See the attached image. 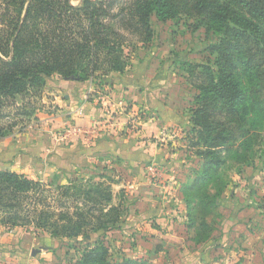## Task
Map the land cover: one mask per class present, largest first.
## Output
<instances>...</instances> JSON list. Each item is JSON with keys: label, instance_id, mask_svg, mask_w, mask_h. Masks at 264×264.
<instances>
[{"label": "trees", "instance_id": "trees-1", "mask_svg": "<svg viewBox=\"0 0 264 264\" xmlns=\"http://www.w3.org/2000/svg\"><path fill=\"white\" fill-rule=\"evenodd\" d=\"M154 18L192 20L195 29L218 36L209 46L212 61L181 62L198 91L189 148L199 168L182 188L186 230L189 241L210 246L224 222L227 173L255 168L264 152V0H0V119L18 100L42 98L54 77L103 83L124 73L129 36L149 44ZM7 131L0 127V138ZM120 183L102 175L42 184L0 170V226L76 241L83 245L76 264H153L123 257L105 241L123 230L132 206L125 189L115 193Z\"/></svg>", "mask_w": 264, "mask_h": 264}, {"label": "crops", "instance_id": "crops-1", "mask_svg": "<svg viewBox=\"0 0 264 264\" xmlns=\"http://www.w3.org/2000/svg\"><path fill=\"white\" fill-rule=\"evenodd\" d=\"M138 67H134L138 69L137 77L148 74L146 64ZM161 77L134 80L137 90L134 108L138 100L145 101L146 109L149 106L151 112L141 118L131 114V110L123 111L128 96H111L112 109L116 112L104 110L105 104L98 101H88L89 83L84 86L65 80L51 90L52 94L62 89L67 92L65 101L70 112L66 114L64 125L85 126L96 132L95 139L78 138L85 145V156L92 152V155L117 161L112 162L110 168L116 167V171L122 173L129 198L133 200L131 218L137 221L134 214L139 215L142 224L137 227H142L140 229L149 235L148 238L145 234L146 238L139 237V247L129 257H151L153 264H264L263 167L247 168L241 178L229 185L221 205L224 222L214 233L212 244L202 246L189 241L187 211L180 188L198 164L187 141L182 140L188 136L186 129L191 117L190 114H172L167 106L164 107L166 102L154 100V95L157 96L155 86L162 83ZM117 82L116 87H122L121 81ZM153 110L158 114H153ZM129 121H139L140 128L134 131L130 124L127 125ZM70 146H74V142ZM108 160L105 158L106 163H110ZM157 167L164 176L160 183H156L161 173ZM127 231L119 230L115 237ZM24 235L20 229L10 232L0 229V264H56L55 256L49 253L51 247L41 255H31L35 251L34 244L26 243ZM123 252L129 251L124 249ZM45 257L48 263L43 262Z\"/></svg>", "mask_w": 264, "mask_h": 264}, {"label": "rangeland", "instance_id": "rangeland-1", "mask_svg": "<svg viewBox=\"0 0 264 264\" xmlns=\"http://www.w3.org/2000/svg\"><path fill=\"white\" fill-rule=\"evenodd\" d=\"M75 4H78V2H75ZM152 24L155 37L149 44L143 45L138 41V38L129 36L125 51L129 56L130 66L124 73H111L103 78V83L89 81L79 84L84 86L88 83L91 84L86 95L87 100L92 103L98 101L105 104L103 106L104 110L113 111L111 96L120 98L128 96L129 100L123 105V111L128 113L131 110V114H137L135 116L141 118L143 114H151V112L148 105V109H146L145 101L138 100L137 106L134 108V93L137 92L135 86H133L135 85L134 80L139 81L143 78L148 80L153 78L154 80L159 75L162 76V83L155 86L157 89L154 90V93L157 96L154 95V100L166 102L164 107L167 106L172 114H190L191 117L194 99L198 95V91L191 84L189 75L182 69L181 62L206 63L212 61L213 57L209 51V46L218 41V36L212 32L207 33L204 28L195 29L192 20L163 24L154 18ZM122 33L124 32L122 31ZM124 34L128 35L127 33ZM142 63L148 66V74L144 77H137L136 72H138V69L135 70L134 67H138ZM54 78L55 83L52 82L53 78L48 81V87L45 88L42 98L31 99L26 101V104H23L20 99L17 101L16 106L8 107L5 110L6 114L0 119V127L8 131L6 137L0 138V170L17 172L40 181L42 184L56 183L60 185L81 178H94L99 181L102 175H108L112 176L115 181L121 182L113 186L115 193L120 192L121 189H125L127 192L124 178L121 176L122 173L116 171L118 170L116 167L110 168L112 162H117L115 159L92 155V152L91 154L86 153L88 156L83 153V148H85L83 146L85 145L79 142L81 140L78 138L87 140L89 135L84 130L90 131L93 128L64 125L67 119L66 114L70 112L67 101H65L67 92L62 89L57 94H52L51 90L57 88L58 84L62 85L59 82L65 80L60 77ZM117 81H121L122 87H116L118 85ZM153 114L158 113L153 110ZM129 124L134 131L140 128L139 121H129L127 125ZM191 127L192 125L189 124L188 129H186L188 136L182 139L187 141L189 151H191L189 148ZM90 138L95 139L96 132L91 134ZM73 142L74 146H70ZM176 146H178V143ZM260 157L256 161V166L264 168V152L261 153ZM105 158H109L110 163H106ZM188 158L191 160V156H188ZM198 168L199 164L191 169L189 176H192ZM247 168L253 170L254 167H245L240 174H237L236 170H232L227 173V176L233 182L234 179L241 178ZM157 169L159 168L157 167ZM159 170L161 173L159 180L156 179V183H160L164 179L163 171ZM183 185L180 188L181 195H183ZM227 189L223 192L220 200V210ZM127 196L129 198L128 192ZM129 201L132 202L133 200L129 198ZM131 208L132 206H130V213L123 228L128 230L125 233L126 235L115 237L119 230H114L105 239L107 244L111 245L112 250L121 252L123 257H129L132 254L131 252L135 253L136 248L139 247V237L146 238L145 235L147 234L140 229L142 227H137L138 224H142L141 217L134 214V218H138V220L134 221L131 218ZM0 229L7 231L1 226ZM17 229L23 230L25 233L26 243L34 244L35 257L46 251V248L51 247L49 253L55 256L54 263L56 264H76L79 257L77 250L83 248V245L76 243V241L53 238L45 231L36 232L32 228ZM146 236L149 237V235ZM89 242L88 238H84V245ZM124 249L129 252H123ZM148 258L151 259V257ZM46 260L49 259H43V262L48 263Z\"/></svg>", "mask_w": 264, "mask_h": 264}, {"label": "built area", "instance_id": "built-area-1", "mask_svg": "<svg viewBox=\"0 0 264 264\" xmlns=\"http://www.w3.org/2000/svg\"><path fill=\"white\" fill-rule=\"evenodd\" d=\"M86 133H88L89 137L91 136V134H94V131H86L84 130Z\"/></svg>", "mask_w": 264, "mask_h": 264}, {"label": "water", "instance_id": "water-1", "mask_svg": "<svg viewBox=\"0 0 264 264\" xmlns=\"http://www.w3.org/2000/svg\"><path fill=\"white\" fill-rule=\"evenodd\" d=\"M67 80H68V79H67ZM35 255H36V252L33 253V256H35Z\"/></svg>", "mask_w": 264, "mask_h": 264}]
</instances>
